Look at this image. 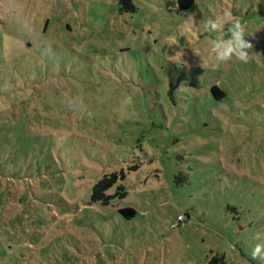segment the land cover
<instances>
[{
	"label": "rangeland",
	"instance_id": "374dc122",
	"mask_svg": "<svg viewBox=\"0 0 264 264\" xmlns=\"http://www.w3.org/2000/svg\"><path fill=\"white\" fill-rule=\"evenodd\" d=\"M133 1L136 11L120 12L117 0H0V141L4 140L0 148L7 150L8 166L3 168L0 160V195L10 197L9 190L13 188L24 189L26 195L29 192L28 198L22 192L25 196L21 202L1 204L0 223L10 222L11 231L24 241L28 240L27 229H31L30 218L36 216L32 213L37 211L48 216L56 213L72 228L71 214L60 212L55 193L40 199L32 196V189L37 192L41 180L46 178L49 184L62 170L66 172V159L70 163L69 189H76L79 178L88 182L82 192L77 188L78 201L85 205L93 180L104 170L142 154L134 147L140 132L136 121L139 117L151 121L157 112L143 115L128 92L106 95L78 88L76 93L75 84H63L61 76L51 74L61 70L62 58L44 60L42 49L43 43L48 42L56 55L69 47L110 52L130 46L136 55L128 53L136 56L141 70L139 76L133 74L132 78L207 79L231 74L245 85L243 91H237V86L231 90L237 91L231 100L248 120L239 124L229 121L224 128L216 126L209 140L200 139L208 142L206 148L213 159H220L243 174L239 183L254 191L245 192L251 202L246 220H253L242 246L247 257L228 245L226 264H264L250 255L252 247L261 242L254 239L255 235L264 233V0H195L190 8L181 10L175 8L176 0ZM224 11H230L246 26L245 39L253 45L247 63L235 58L225 63L214 60L211 40L217 33L204 25ZM192 14L196 23L189 27L187 18ZM38 55L43 58L36 62ZM34 88L37 91L32 94ZM257 105L262 106V112ZM182 135L183 132L170 137L154 136L158 140L151 142L150 152L163 150L168 137L172 140ZM176 146V142L170 145ZM11 149L16 160L12 159ZM161 158L164 161L159 176L153 174L156 162L148 160L139 174H130V201L139 214L133 218L117 216L111 231L102 230V238L90 232V247L93 252H102V264H205L217 233L200 220L205 209L198 204L201 196L197 188L201 183H171L168 166L173 161L163 153ZM18 160L20 164L11 166L12 161ZM259 191L263 193L258 194ZM191 206L195 208L190 209ZM74 209L71 206L69 210ZM180 212H187L190 217H180ZM52 260V264H86L60 257ZM43 261L49 264L45 258ZM87 264H96V257Z\"/></svg>",
	"mask_w": 264,
	"mask_h": 264
},
{
	"label": "trees",
	"instance_id": "16d2710c",
	"mask_svg": "<svg viewBox=\"0 0 264 264\" xmlns=\"http://www.w3.org/2000/svg\"><path fill=\"white\" fill-rule=\"evenodd\" d=\"M117 1L120 12H134L138 9L133 0ZM194 1L176 0L175 8L188 9ZM52 48L49 42L43 43L44 58L38 55L35 56V61L39 62V58L45 60L50 57H61L63 67L58 74L55 72L51 74L53 77L61 76L63 84L66 82L75 84L76 93L78 88L87 93H91L92 90L102 91L106 95L118 91L128 92L143 111V115L156 111L157 116L151 121L149 119L143 121L139 117L138 120L144 124L142 126L136 121V127L140 132L135 139L134 147H138L142 154L132 156L119 167L104 170L93 180L85 205L79 203L78 197L88 182L79 178L75 182L76 189H69L67 171L70 163L66 159L64 161L67 166L66 172L62 170L49 184L46 178L45 181L41 180V188L37 192L32 189V196L41 199L43 195L55 193L58 196V209L60 212L68 211L71 214L70 223L73 227L71 228L64 218H58L56 213H49L48 216V213L37 211L32 213L36 216L30 218L31 229H27L28 240L24 241L16 231H11L10 222L6 223L5 220L0 223V264H45L43 258L52 264L54 257L74 263L82 260L86 264L91 263L96 257V264H102V252H93L90 247V232L102 238V230L111 231L110 227L114 225L117 216L133 218L139 214L137 207L130 201V198L133 200L128 189L130 174L132 172L139 174L143 169L142 164L148 160L156 162L157 167L153 169V174L159 176L162 170L161 162L164 161L162 158L159 159L162 153L168 160L173 161L168 166L171 170V183L176 185L201 183L197 188L201 196L198 204L205 209L200 215V220L207 227L211 225L215 228L217 233V239L212 244L214 247L205 256V264H226L228 245L247 257V254L242 252V246L246 244L244 240L246 230L253 220H246L251 211L247 210V205L251 202L245 192L247 189L254 191L250 186L239 183L238 179L242 178L243 174L225 165L220 159L217 161L213 159L210 150L206 148L208 142L205 141L209 140L212 135L210 132H214L216 126L224 128L229 121L239 124L242 120H248L231 100V95L236 96L237 91L244 90L245 85H242L241 79H234L231 74L207 79L195 76L184 79L177 77L135 79L132 75L139 76L141 70L137 66L136 56L128 53L133 52L130 46H121L118 50L113 49L110 52H102L99 48L86 52L69 47L59 55L54 54ZM49 61L53 62V59ZM236 86L238 89L233 93L231 90ZM35 91L37 90L34 88L32 94ZM93 98L91 96V99ZM256 107L262 112L261 105ZM179 132H183L181 138L175 136L170 140L171 135ZM162 134L169 135L163 150L155 149L150 152L151 142L154 139L158 140L154 136ZM201 137L205 140H201ZM173 142H176L177 146L171 148ZM0 143L3 144L4 140ZM10 153L12 159L16 160L12 149ZM6 154L7 150L0 148V160L5 169L8 168ZM16 164H20V160L11 162V166ZM203 172L205 174L202 176ZM51 190L53 191L50 192ZM9 192L10 197L0 195V207L2 203L8 205L9 202L13 204L21 202L26 195L24 189L13 188ZM22 192H25V195ZM262 193L263 191L258 192ZM71 206H75L74 211L69 210ZM179 216H185L187 219L190 217L187 212H180ZM40 257L42 258L38 262Z\"/></svg>",
	"mask_w": 264,
	"mask_h": 264
},
{
	"label": "clouds",
	"instance_id": "9594fccd",
	"mask_svg": "<svg viewBox=\"0 0 264 264\" xmlns=\"http://www.w3.org/2000/svg\"><path fill=\"white\" fill-rule=\"evenodd\" d=\"M195 23V14L189 15L188 26L192 27ZM204 26L210 32L217 33L216 37L211 40V52L216 62L225 63L233 58L243 63L249 61L253 45L245 39L248 35L246 26L230 11H224L215 18L208 19ZM254 239L261 242L252 247L251 258L264 261V233H257Z\"/></svg>",
	"mask_w": 264,
	"mask_h": 264
}]
</instances>
